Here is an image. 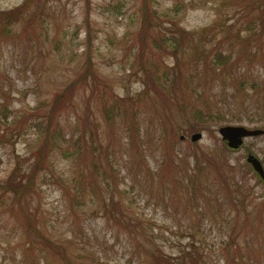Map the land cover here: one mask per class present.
Wrapping results in <instances>:
<instances>
[{"label": "rangeland", "instance_id": "obj_1", "mask_svg": "<svg viewBox=\"0 0 264 264\" xmlns=\"http://www.w3.org/2000/svg\"><path fill=\"white\" fill-rule=\"evenodd\" d=\"M250 1L252 13L241 11L246 0H0V264H149L147 252L173 258L195 240L199 256L223 264L214 246L226 237L262 241L264 184L246 160L254 153L264 167V133L236 150L220 134L228 124L264 131V35L246 24L264 0ZM174 35L187 38L180 50L159 46ZM219 50L231 55L226 66ZM174 53L190 87L202 73L191 59L208 57L209 77L218 74L202 84L208 100L184 88L183 108L163 104L151 73L158 64L168 85ZM211 95L224 118L194 131L189 105Z\"/></svg>", "mask_w": 264, "mask_h": 264}, {"label": "trees", "instance_id": "obj_2", "mask_svg": "<svg viewBox=\"0 0 264 264\" xmlns=\"http://www.w3.org/2000/svg\"><path fill=\"white\" fill-rule=\"evenodd\" d=\"M28 1V0H27ZM247 3L246 4V7L245 6H242L241 7V11H244L245 8L248 9L251 13L252 11H254V9H256V5H255V1L252 2L250 0H246ZM247 7H250V8H247ZM20 9L23 8V6H20L19 7ZM259 9V13H257V15H255V17L253 18H249L247 20V25L249 28H252V24L253 25H256V27L259 29V33L264 35V10L262 9L261 5H259L257 7ZM148 13V12H147ZM145 14L143 13V18L147 17L148 14ZM246 15V14H245ZM243 15V16H245ZM248 15V14H247ZM252 19H254L252 21ZM150 23V20H145V24L147 22ZM150 25V24H149ZM246 26V25H245ZM260 34H258V36H260ZM167 40H172L173 41V48L175 51H178L181 49V46L184 45V42L187 41V38H185L183 35H180V36H171V37H165V39L163 38L160 42L158 40L160 45L159 46H162L163 43H165V41ZM190 42H196L197 44H195L194 46H197L199 44V40L194 38V39H190ZM248 43V42H247ZM158 46V45H157ZM193 44L192 43H189V45H187L184 49L188 50V47H192ZM178 49V50H177ZM145 51V50H144ZM144 51H143V54L144 55ZM175 54V57H177V60L174 64V72L171 74H169L170 72L169 71H164L165 72V77H166V83L168 85H164L162 86L163 84H159V78L158 76H160L162 73H160L159 71V66L158 64L155 65L156 66V70L155 72L153 71L151 73L152 78H150L151 80V84L153 85V89L156 90V94L161 97L162 99V102L164 105H173L174 103L177 104V106L179 108H183L184 106V103H182L180 101L181 98L185 97L186 96V92L184 91V88H188V93L190 94V92L193 90L192 92V96L191 97H194L195 96V93H197L199 96L203 97L204 95H206V99L208 100L209 97L208 96V92H206L207 90L204 89V87L202 86V84H204V80H211V78H217V72L214 71L212 72L210 75H212L211 77H209V69L211 68V70L213 69L211 66H210V63H209V60H208V57L206 56L205 59H203L202 61L199 62V60H195V59H191V63L194 67V69L197 70L198 73H200V69L202 70V73L200 74H196L198 75V82H194L193 86H189L188 82L189 80H186L188 78L185 79V72L183 71V64L186 62L185 60L184 61H180L178 58L180 57L181 54H178V53H174ZM230 57L231 55L230 54H227L224 50H219L216 54V62L219 63L221 66H226V64L229 62L230 60ZM190 61V59H188ZM145 63V62H144ZM143 65V63H142ZM145 70L148 71V67L147 66H144ZM149 72V71H148ZM192 76V75H191ZM185 79V81H184ZM184 81V82H183ZM185 83V84H183ZM245 84L246 82L245 81H238V89L240 90H243L245 87ZM158 85L165 89L166 91L170 90L167 97H164V95H162L159 91V89L157 88ZM168 86H170V89L167 88ZM252 86L255 88L256 87V90H260L262 86L259 87V83L254 81V83L252 84ZM147 87H149V85H147ZM202 88V89H201ZM192 89V90H191ZM238 90V91H239ZM64 93H61V94H58L56 99H55V107L56 105H60V103L62 102L61 99H63V95ZM161 96H160V95ZM176 94H179L180 97H177L175 99V96ZM228 96H226L227 98ZM234 97V95H233ZM225 98V99H226ZM195 99H200V97L198 98H195ZM195 99L192 101L194 102ZM172 100H175V102L171 103ZM210 100L211 102H209L208 104H196V103H190L189 107H190V113L193 114V117H194V122L191 123V128L194 130V131H204V130H207L209 125L207 124L208 122L210 121H213V120H222L224 118L223 114H222V109L224 107L220 106V107H217V109H214L212 108V95L210 97ZM187 110L188 109V106L186 108H184L183 110ZM168 109L164 108V111L166 112ZM108 117H110V115H108ZM132 126V125H131ZM53 132V131H52ZM51 132V133H52ZM51 133L49 134V137L50 139L48 141H46V144L42 146V151H41V156L44 157V153L45 152V155H50V151H53V140L51 139ZM54 137V136H53ZM193 142H196V141H193ZM224 149L226 150H232L230 149L226 142H224ZM94 144L92 143V146H91V149L93 152H95L94 150ZM69 154H71L70 151H68ZM208 155L206 154H203V158L205 159V161L209 158H207ZM213 160V159H212ZM212 160L209 159L208 161H206V163H208V165L210 166H213L214 168L217 169V171L220 173V175L222 176L221 179L222 181H224L226 185H223L224 188H225V191H226V194H231L232 191H233V188L231 186V184L228 182V177L226 174H224V171H222L221 168H218V164H216L217 161H215L214 163L216 164H213L212 163ZM214 161V160H213ZM218 163V162H217ZM248 164V162H246ZM98 166L99 164L98 163H94L93 164V168H94V174H96L98 172ZM112 166V170L109 171V174L107 172H101V175H102V178L101 180H103L105 183L108 182V177H110V175L114 172L116 173L118 171V167L115 166L114 164H111ZM117 167V168H116ZM100 173V172H98ZM260 180L262 181L261 177H259ZM235 181H233V184H234ZM234 186L237 188V190H242L244 193L245 191L243 190V186L242 184H234ZM12 188H16V187H13V186H10ZM25 187V186H24ZM17 189V188H16ZM261 196V195H260ZM264 203V201H263ZM30 230L33 231V226L30 224L29 226ZM47 245L48 246H52L51 242V239L49 238H45L44 236H42ZM238 237L239 235H235V236H231V238H227L225 240L227 241H223V242H220L218 245H215L214 247H218L219 246V249L218 251H220V256L219 257V263L223 261V264H264V236L262 237V241L261 242H254V240H252L251 238H248L247 239V236L244 237V242H239L238 241ZM196 240L195 242L193 241V245L190 249V253H191V263L190 264H213V259L212 257L210 256V252H202V254H200L199 256V253H198V250H197V244H196ZM254 242L253 244L255 245L254 248L252 247L251 243ZM54 243V242H53ZM56 244V243H55ZM232 245V246H231ZM54 249H56L55 247H53ZM200 248V247H199ZM189 252H186V254H183V255H179V256H173L172 257H168L167 255H164L162 252H157V253H149L147 252L146 255L149 257L150 261H149V264H182V260H183V256H186L187 254H190ZM160 253V254H158ZM209 256V257H208ZM65 259L68 260V256L64 255ZM73 264H85L83 263L82 261L80 262H77V263H73Z\"/></svg>", "mask_w": 264, "mask_h": 264}, {"label": "water", "instance_id": "obj_3", "mask_svg": "<svg viewBox=\"0 0 264 264\" xmlns=\"http://www.w3.org/2000/svg\"><path fill=\"white\" fill-rule=\"evenodd\" d=\"M264 133L261 129H251L243 125H223L220 129V134L223 139L227 141L228 145L232 148H238L243 144L244 138L248 136L260 135ZM201 132H196L192 135V140L196 141L202 137ZM248 161L253 165L256 171L264 179V167L260 159L254 154L248 156Z\"/></svg>", "mask_w": 264, "mask_h": 264}]
</instances>
